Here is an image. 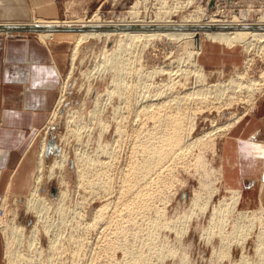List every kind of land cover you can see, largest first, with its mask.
I'll use <instances>...</instances> for the list:
<instances>
[{"label":"rangeland","instance_id":"obj_1","mask_svg":"<svg viewBox=\"0 0 264 264\" xmlns=\"http://www.w3.org/2000/svg\"><path fill=\"white\" fill-rule=\"evenodd\" d=\"M116 1L117 3L115 0H102L100 2L94 1L88 4V1L82 0L68 7L67 17L64 20H83L88 22L92 18H99L100 20L117 19L129 10L136 0ZM158 1L162 2L163 0H147L146 4H140L139 8L142 13L146 11L147 14L151 15L158 10ZM198 1L202 7L206 8L208 16L211 15L212 12L219 10V16L231 18L235 15H242L245 20H256L261 16V12L264 13V0H215L213 6H210L213 0ZM139 2L142 3L143 0H139ZM164 2L167 6H171V4L177 1L164 0ZM179 2V5H181L184 0H179ZM190 10L191 7L184 11L189 12ZM95 14L96 16H94ZM77 37L78 34H71L69 37L62 36L63 41L57 43L60 45L59 48L62 50L61 53L65 58L64 69L60 80V89L57 96V101L61 100L62 97V102L56 104L54 109H52L51 114L53 112H56V114H52L48 126L41 132L38 140L40 142L38 160L41 142L45 139V164L50 165L61 155H66L67 162L61 168L56 167L53 171L46 169L45 179L42 184H40V191L46 196V199L45 204L41 203L44 206L40 213H36L35 210L26 207L25 202L28 197L19 199L18 197L5 198L1 205V207H5L6 205V213L4 216L0 207V216H3L2 218L0 217L1 219H4L8 214L7 223L10 222L14 211L17 210L18 223L27 228V231H30L34 225H38V241H41V243L37 244L35 238H30L29 240L32 242L30 244L29 240L21 239L23 236L13 234L7 240L9 257L7 256L6 258L5 234L7 238L10 236V233L6 227L4 232L0 224V238L2 243L1 264H13V262H17L18 264H106L108 260L110 261L111 259L112 262L108 264H113V262L114 264H132V262L133 264L135 262L137 264H146L147 262H149V264H151V262L152 264L153 262L156 264H264V183H254L255 186H252V182H247L244 183L245 189H242L241 187H233L234 181H228L224 178V175L221 177V172L223 170L225 173L231 172L232 170L230 168L229 171L228 168L223 167L221 163V142L228 137V131L219 130L220 127L226 124L230 116L243 113H246L247 116L251 115L257 104L259 105L260 101L264 99V43L253 42L251 44L224 46L204 39L202 35V49L196 57L194 54L190 56V52L198 51L194 42L177 45L167 41H154L151 43L148 42L147 44L139 42L133 47L132 52L128 54L125 50L121 51L120 49L112 53L114 44H107L105 46V41L93 39L85 41V43L82 44L77 60H74L73 51L75 52ZM140 52H142V55H140ZM122 67H124L123 72L121 71ZM127 67L129 69H127ZM122 74L123 76L120 79V84L117 87L114 76L117 77ZM240 85L249 86V88L253 87V90L241 88ZM115 89L119 90V92H113ZM234 89L236 92H233ZM220 90L224 91L223 95L222 93L218 94ZM119 94H122L123 98H121L122 95ZM152 94L158 96L160 94V100L158 99L157 101H161V103L164 101L165 103H163L166 106L159 103L162 105L159 108V112H163V120H161L162 116L160 114L161 123L159 127H154V121L149 118L147 119L146 114L144 115L145 117H142V111L144 113L151 112L149 109L144 110L143 106L147 96H152ZM231 94H235V96L233 95L234 98H231ZM158 96L156 98H158ZM230 99L232 101H230ZM227 100L230 103H228ZM180 103L182 106L179 105ZM186 107L188 109H186ZM184 109L186 113H184ZM176 110L181 111L177 113L178 111L176 112ZM171 112L173 113L172 115ZM174 113L177 117L183 115L180 117L181 119H184L186 115V121L183 120L184 122H181L182 120L178 117L176 122L173 117V115L175 116ZM166 115L169 116V120L166 118ZM171 117H173L175 123H183L177 124V126L183 125L186 129H180V132L181 130L184 131L178 133L179 136L182 135V139L185 136L184 141H181V137L179 139V136H177L181 141L180 145L183 142L182 146L179 145L180 147L178 146L176 151L171 149V155H169L168 158H164V160L166 159L165 161L160 160L162 162H160V165H164L159 166L162 167V170L157 167L155 170L152 169L151 173L148 172V176L147 174L145 175L147 178L149 177L148 180H151L150 178H152V180L148 182L146 178L144 182H141L143 183L141 184L143 186L142 188H145V191L147 190L144 192L146 194V199L144 197L142 199L143 201L141 200L143 203L136 202L140 199L135 200L130 197L129 199L125 197L126 199L124 201L117 202V195L122 190V183L120 182H123L127 177L123 175L126 173L130 175L129 173L131 172V165L133 163L130 162L133 160L135 162L134 164H136L139 161L142 162L144 159L145 155L143 156L144 153L141 149L143 146L141 145L140 147L138 143H141V141L143 142V138L148 137L150 134L152 135V133L156 136L157 134L160 135V138L163 137L164 140L166 139V135L167 138H169L171 136L170 133L174 130H170V126L173 128L176 125L172 124ZM164 120L166 122L169 121L167 123H171L165 127L166 122L164 123ZM143 121L150 124L147 125ZM142 122L145 125H143ZM118 123L121 124L120 128H124L125 130V132H121L124 136L120 135L121 133L118 135V132H116L119 128V126L117 128ZM213 123H215V125ZM141 124L145 129L141 127ZM162 124L164 128L163 126L161 127ZM141 128L142 130H140ZM166 128L169 132L166 130L162 131ZM148 130L150 132L152 130L154 131L149 133ZM158 131L167 133H163V136H161V132ZM143 132L146 133L144 134ZM137 133L142 135L140 136ZM137 135L140 136V138ZM136 137L137 139L139 138L137 141ZM133 140L137 144H135ZM144 142H146V140ZM144 142L142 144H144ZM163 143H165V141ZM132 144L134 148L131 147ZM102 145L103 147L104 145L108 146L107 148L105 147L106 150L103 152L102 149L99 150ZM166 148L167 147H165V149ZM134 149L140 152L136 153L137 151ZM166 151L168 152V150ZM131 152L133 153V157L132 155L129 156L132 154ZM172 152L175 155H172ZM178 152V156L180 157L175 158ZM185 152L189 154L187 155ZM134 153L137 154L138 157L136 155L134 156ZM180 153H184L183 155L187 156H181ZM260 155L262 157V154L255 155L257 161H259ZM80 157L82 159L85 158L90 166L89 170L85 169L86 172L88 171V177L86 174V178L83 177L82 179L78 173L80 171L79 167L83 161L86 160L84 159L81 161ZM173 157L176 161L173 159L170 162L169 159ZM167 159L169 161H167ZM106 160L111 166L110 168H112V164H114L112 170L110 169L113 173L109 170V166L104 167L107 170L104 174L110 173L109 175L112 177V179H110L111 177L109 175H104L107 177L109 176V182L112 180V186H110L112 193H109V195L104 192L106 190H103L105 186H108L106 184L103 186V183H108V179L107 177H105V179L102 174V176H100L102 177V179L100 178L102 180V186L98 185L102 187V189L97 185H95V187L92 185L94 184L92 182H96L95 180L99 179L98 175L100 173L98 174L97 171L99 167L100 169L102 168L100 165L101 162H106ZM248 166L247 163L246 171H248ZM84 168L86 167L83 164L82 169ZM171 168H173V171H170ZM260 168L261 165L257 164L255 175H257ZM126 170H128V172ZM37 171L38 161L36 173ZM125 171L126 173H122V175L121 172ZM160 172L163 173L161 174ZM155 173L159 174L156 176ZM165 173L168 174L164 176ZM90 174L92 177L96 174L94 176L96 178L93 177V179L89 176ZM150 174L155 176L150 177ZM120 176H122V179H120ZM171 176L174 177L172 178ZM123 177L125 178L123 179ZM167 177L171 181V184H173H170L171 188L168 187L170 181L166 180ZM153 178L155 179L154 183L157 186L159 184L158 187L152 182L154 180ZM85 179L93 181L87 182ZM103 180H105V182ZM156 181L158 182L156 183ZM161 182L167 186L165 185L163 187V183ZM89 183L92 184L90 185ZM88 184L90 186H88ZM34 185L35 178L33 187ZM149 185H152L150 186L152 190L148 188ZM155 187L160 190L157 192L160 193L163 191L160 194L156 193L158 194V199H155L156 197L153 193ZM160 187L165 190H161ZM106 188L109 189V186ZM115 189L119 192H116ZM102 190L103 192H100ZM144 190H142V192ZM148 191L152 193L155 203L150 199L152 196L148 198V195H151V193H147ZM62 193H64L63 197ZM112 194H114V197ZM195 194L198 195V203L196 205L192 202V197H194ZM234 194H236L235 197H233ZM102 195L105 196L103 197ZM107 195L110 198V202H112L110 203L111 209L109 208L106 213L109 216L106 215L107 219L105 218L104 221L100 219L99 221L101 223L98 221L99 224H97L96 221L95 224L93 223L95 221V212L108 202L107 200L109 198H106ZM241 195L244 197L249 196L250 199H237V197ZM133 200H135V202H132ZM146 200L148 203L150 200L152 201L151 209L150 205L149 207L147 206ZM123 202L125 205L127 204L126 208L128 210L130 208L131 210H129V212H133V214L136 208L138 209V214L139 211H141L140 209H145V211L142 215L141 211L140 216H136L138 215L136 212L134 214L135 216H132V213L127 215L128 212L125 206H123ZM119 203H121V205ZM138 203H140V206L142 205L140 208ZM115 204L122 206V208L117 205L115 206ZM131 204L137 205V207L135 208L134 205L131 206ZM143 205H146L149 209L144 208L146 206ZM38 206H40V204H38ZM112 207L115 208V212L118 211L120 213L121 211V216L118 215L119 213H115L114 209L112 211ZM114 213L118 218H115ZM146 213L150 215L143 216L146 215ZM112 214L114 217H112ZM123 215L128 218L125 216L123 217ZM187 216L191 217L190 220H187ZM109 218L111 219V223L108 220ZM134 218L136 221L133 220ZM144 218L147 220H144ZM122 219L124 220V225L121 224ZM105 221L111 224H107L108 227L110 226L109 228L104 226L106 225ZM118 221H121V223ZM134 223L138 225L134 226ZM149 223L150 225H156L155 233L150 232L149 234V230L151 231L148 226ZM100 225H102V227ZM117 225L120 227L118 228ZM114 226H116L119 231ZM123 226L125 228L127 227V232L125 230L121 231L122 228L125 229ZM103 227H107L106 229L108 232L112 228L113 231L115 229L114 232L116 234L114 233V235L111 231L109 234ZM138 228H140V231L137 230ZM103 231L105 233H103V236L105 237L102 236ZM123 231H125V233ZM121 232L126 235L123 234V237ZM135 233L139 234L136 235ZM111 234L112 237L109 236ZM108 237L111 240L107 239ZM148 238L150 240H155L156 246L160 247L159 257L154 255L158 251L156 246L153 248L154 250H152L154 252L150 253V241ZM133 239L135 241L134 243ZM52 240L56 242L57 247L55 251L56 254H53L54 257L51 255L53 251L49 248ZM97 241L98 245L101 244V246L97 245ZM115 241L116 243L114 244ZM118 241L120 243L122 241L125 244H120ZM105 242H107V245L105 244L106 246L104 245ZM118 244L120 246H118ZM81 245H83V247ZM84 245L86 247H84ZM130 245H132V247ZM110 246H114L112 250H115L114 252L116 253L111 250ZM101 247L102 250L100 251ZM126 248L127 253L123 255V253H125L123 249ZM129 248L132 255L129 254L131 253ZM134 248L140 251L137 249L135 251ZM103 249L105 250L103 251ZM108 249L109 252H107ZM99 252L100 254H97ZM133 252H135V254L139 252V255L137 254L139 257ZM75 253L77 258L75 257ZM147 253H149L148 256ZM109 254L112 257H106ZM97 255L100 258H98ZM126 255L130 263L127 262L125 258ZM96 257L97 260L100 259V262H95ZM135 258H138V260H135ZM114 260L117 262L115 263ZM145 260L147 261L144 262Z\"/></svg>","mask_w":264,"mask_h":264},{"label":"bare ground","instance_id":"obj_2","mask_svg":"<svg viewBox=\"0 0 264 264\" xmlns=\"http://www.w3.org/2000/svg\"><path fill=\"white\" fill-rule=\"evenodd\" d=\"M146 1L147 0H143V2L142 3H140L139 2V0H136L135 1V3L130 7V9L128 10V11H126L124 14H123V16H121V17H119V18H117V19H106V20H100L99 18H92V19H90L88 22H85V21H83V20H74V21H65V20H63V21H51V22H48V21H43V20H35V21H33V22H26V23H10V22H3V23H0V25H13V24H22V25H25V24H33V25H51V26H80V27H82V26H111V25H128V26H132V25H135V26H175V27H187V26H197V25H253V24H258V25H264V13L263 12H261V16L258 18V19H254V20H245V19H243V17H242V15L241 16H233V17H231V18H228V17H226V16H219L218 15V11L219 10H217V11H214V12H212V14L211 15H209L208 16V14H207V12H206V8H204V7H202L201 6V4L199 3V1L198 0H184V2L183 3H181V5H179V0H173V1H177V2H174L173 4H171V6H167L166 5V3L164 2V0L162 1V2H160V1H158V7H157V11H155L153 14H147L146 13V11L144 12V13H142L141 12V9L139 8V5L140 4H146ZM115 2L117 3V1L115 0ZM214 2V4H215V0H213L212 2H211V4ZM178 4V5H177ZM213 4V5H214ZM191 7V10L189 11V12H185L184 10H186L187 8H190ZM250 13V12H249ZM94 16H96V14L94 15ZM0 34H7V35H10V34H37L40 38H42L43 40H46V41H48V40H53V39H58V40H62L63 38H62V36H64V37H69V36H71V34H78V37H77V40H76V48H75V52L73 51V59L74 60H77V56H78V54H79V51L81 50V46H82V44L83 43H85V41H90V40H93V39H101V40H103V42L104 43H106L105 44V46L107 45V44H114L113 46H114V48H113V50H112V53H114V52H116L118 49H120L121 51H123V50H125L128 54L130 53V52H132V50H133V47L134 46H136L139 42H143L144 44H147L148 42H154V41H167V42H173L175 45H177V44H182V43H188V42H194V45L196 46V48H197V50L198 51H196V52H190V56H192L193 54L197 57V55L199 54V52H200V50L202 49V35L204 36V39H207V40H210L211 42H213V43H218V44H221V45H224V46H234V45H237V44H251V43H253V42H259V43H264V31H256V30H253V31H247V30H236V31H202V32H196V31H192V30H187V29H175V30H169V29H165V30H148V31H143V30H134V31H86V32H84V31H82V32H26V33H0ZM258 43V44H259ZM183 44V45H184ZM264 45V44H263ZM264 48V47H263ZM109 51V50H108ZM142 51H144V50H142ZM142 52H140V55H142L141 54ZM120 61V60H119ZM196 65H197V63H195ZM197 66H199V65H197ZM201 67V66H200ZM127 69H129L128 67H127ZM126 69V70H127ZM121 71L123 72L124 71V67H122V69H121ZM123 76V74L122 75H119V76H114V81L115 82H117V84H116V86L118 87L119 86V84H120V79H121V77ZM118 80H119V83H118ZM257 85V84H256ZM117 87H116V89H117ZM229 87H230V85H229ZM240 87L241 88H247V89H251V90H253V87H250L249 88V86H244V85H240ZM114 90L113 92H119V90ZM240 91V90H239ZM112 92V91H111ZM223 90H220L219 92H218V94H221L222 93V95H223ZM233 92H236L235 91V89L233 90ZM119 95H122V94H119ZM153 95H155V94H152V96H150L149 95V97L147 96V98H146V101H145V104H144V106L143 105H141V106H143L144 107V110L145 109H149V110H151V112L149 113H144L143 111H142V109H141V111H142V117H145L144 115L146 114L147 115V119L149 118L150 120H152V121H154L153 122V124L155 123V125H154V127L156 126V127H159L160 126V123H161V120H163L162 118H163V116H162V113L163 112H159V108L162 106V105H164V103L162 102L161 103V101L159 102V101H157L158 99L160 100V98H159V96H160V94H159V96L158 95H155V96H153ZM232 96H231V98L233 97V95L235 96V94H231ZM158 96V98H156ZM228 97H230V96H228ZM121 98H123V95H122V97ZM234 98V97H233ZM164 99V98H163ZM229 99V98H228ZM236 99V98H235ZM230 101H232L231 99H230ZM62 102V97H61V100H58L57 101V103L56 104H60ZM227 102H228V100H227ZM159 103H161V104H159ZM167 103V102H166ZM228 103H230V102H228ZM233 103V102H232ZM170 105V104H169ZM180 106H182L181 105V103L179 104ZM165 106V105H164ZM178 106V105H177ZM185 106V105H184ZM184 106H183V108H184ZM231 106V105H230ZM166 107V106H165ZM170 107H171V105H170ZM169 107V108H170ZM173 107V106H172ZM175 107V106H174ZM221 107H222V105H221ZM138 108H139V106H138ZM162 108H164V107H162ZM161 108V109H162ZM176 108V107H175ZM182 108V109H183ZM223 108V107H222ZM167 109H168V107H167ZM167 109H165V110H167ZM173 109V108H172ZM171 109V110H172ZM180 109H181V107H180ZM186 109H188L187 107H186ZM116 110V109H115ZM164 110V109H163ZM169 110V109H168ZM179 110V109H178ZM178 110H176V112L178 111ZM118 111V110H117ZM140 111V112H141ZM174 111V110H173ZM181 111V110H180ZM180 111H178L177 113H179ZM184 111V113H186L185 112V109L183 110ZM183 111H182V113H183ZM138 112H139V109H138ZM159 112V113H158ZM165 112H168V111H165ZM164 112V113H165ZM144 113V114H143ZM158 113V114H157ZM170 113V112H169ZM182 113H181V115H182ZM183 113V114H184ZM52 114H56V112H53ZM139 114H141V113H139ZM160 114H161V116H160ZM166 114H168V113H166ZM173 113L171 112V115H172ZM175 114V113H174ZM187 114H188V112H187ZM165 115V114H164ZM169 115V114H168ZM170 115V116H171ZM178 115V114H177ZM167 116V115H166ZM165 116V117H166ZM175 116H176V114H175ZM175 116L173 115V117H174V119L176 120V122H177V118L179 117H177L176 116V118H175ZM183 116V115H182ZM182 116H180V117H182ZM51 117H52V115H51ZM141 117V118H142ZM160 117H161V120H160ZM169 116H167L166 118H168ZM173 117H171L172 118V121L171 122H173L172 124L174 125V124H176L173 128H172V126H170L171 128H170V130L171 129H174L173 130V132L172 133H170L171 134V136L169 137V138H167V135H166V139L164 140L163 139V137H161L162 138V140H161V138H160V135H158L157 133L158 132H161V131H158L156 134H157V136L154 134V133H152V131H154V130H152L151 132L148 130V132L149 133H152V135L150 134L149 136H148V132H147V136L148 137H146V138H143V142L146 140V142H144V144H142L143 142L141 141V143H138V144H140L139 146L141 147V145L143 146L141 149H142V151H143V156H144V159H143V161L142 162H137V160H136V164H134L135 162L132 160V162H130V163H133L131 166V172L129 173L130 175H128V173H126V171L128 172V170H126L125 172H121V174L122 173H126L125 175H123V176H127L126 177V179H124L125 177H123V182H120V183H122L121 185H122V190L119 192L118 190H116V192H119V194L117 195L118 196V201L117 202H122V201H124L126 198L125 197H127V199H129V197L130 198H133V199H135V200H137V199H140L139 201H136V202H141V200L146 196V194L144 193V192H146L142 187V185L141 184H143V183H141V182H144V180L147 178L145 175L147 174V176H148V174L149 173H151V171H152V169H154L155 170V168L157 169V167H159V166H164L163 164H161L160 165V162L162 161V160H164V158H168L169 157V155H171V149L173 150V151H176V148L180 145V142L183 140L184 141V137H183V139H182V135L181 136H179L178 135V133H181L182 131H184V130H186L185 128H184V126L182 125H178L177 126V124H180L181 122H184L183 120H185L186 119V115H185V118L184 119H181L180 117H179V119H181L182 121L180 122V123H175V120L173 119ZM246 117H247V114L246 113H243V114H236V115H233V116H230L228 119H227V121H226V124H224L222 127H220V131H228V133H227V135H230V134H234L235 132H237V133H243L244 131H245V129H244V126H242V125H244L245 123V119H246ZM166 118H165V120H166ZM154 119V120H153ZM170 118H168V120H169ZM145 120V119H144ZM164 120V123L166 122ZM142 121V120H141ZM180 121V120H179ZM178 121V122H179ZM186 121V120H185ZM244 121V122H243ZM144 123H146L145 121H143ZM142 122V124L143 125H145L144 123ZM167 122H169V121H167ZM166 122V124H165V127H166V125H168V124H170V123H167ZM148 123V122H147ZM146 123V124H147ZM142 124H141V127H143V129H145L144 128V126H142ZM150 124V123H149ZM149 124H147V125H149ZM152 124V125H153ZM181 124H183V123H181ZM184 124H186V123H184ZM214 125H215V123H213ZM123 125V124H122ZM151 125V126H152ZM219 125V124H218ZM221 125V124H220ZM118 126H119V128H118ZM120 126H121V124H117V130H116V132H118L117 134L119 135V133H121V132H125V130H124V128L123 129H121L120 128ZM124 126V125H123ZM122 126V127H123ZM163 126V124L161 125V127ZM152 128V127H151ZM163 128H164V126H163ZM168 128V127H167ZM167 128L166 129H163L162 131H168L169 132V130H167ZM184 128V130H181V132H180V129H183ZM215 128V127H214ZM153 129V128H152ZM156 129H158V128H156ZM155 129V130H156ZM213 129V128H212ZM122 130H124V131H122ZM140 130H142V128L140 129ZM147 130V129H146ZM159 130V129H158ZM139 131V130H138ZM137 131V132H138ZM145 131V130H144ZM247 132V131H246ZM245 132V133H246ZM144 134L146 133V132H143ZM164 133V132H163ZM163 133L161 132V136H163ZM165 133H167V132H165ZM164 133V134H165ZM244 133V134H245ZM138 135H140L139 133H137ZM209 134V133H208ZM120 135H123L122 133L120 134ZM137 135V136H138ZM142 135V134H141ZM140 135V136H141ZM124 136V135H123ZM134 136H135V133H134ZM140 136H138L139 138H140ZM169 136V135H168ZM177 136H179V139H180V137H181V141L178 139V137ZM187 136V135H186ZM210 136V135H209ZM144 137H145V135H144ZM133 138V137H132ZM135 138V137H134ZM138 138V139H139ZM165 138V137H164ZM137 139V137H136V141L138 140ZM165 141V143H163L164 141ZM134 141V140H133ZM139 141V142H140ZM226 142H229L228 140L226 141ZM42 144H41V148H40V152H39V160H38V171H37V173H35V185H34V187H33V189L31 190V192H30V194H29V197L27 198V200H26V202H25V205H26V207L27 208H29V209H33V210H35L36 211V213H40L41 212V209L43 208V204H45V199H46V196L40 191V184H42V182H43V180L45 179V172H46V169H49V171H53L56 167H62V166H64L65 164H66V162H67V157H66V155L65 156H63V155H61V156H59L58 158H56L50 165L49 164H45V157H44V150H46L45 149V147H46V142H45V139H43V142H41ZM134 143H135V141H134ZM135 144H137V143H135ZM135 144H134V146H135ZM182 144H183V142H182ZM182 144L180 145V146H182ZM184 145H185V142H184ZM138 146V147H139ZM179 146V147H180ZM100 147V146H99ZM105 147L107 148L108 146H105L104 145V147H103V145H102V147H100V149L99 150H101L102 149V152L103 151H105L106 149H105ZM131 147H133V144H132V146ZM136 148H137V146H135ZM165 147H167L166 149H165ZM171 147V148H170ZM230 147V146H229ZM134 148V147H133ZM182 148V147H181ZM184 148V147H183ZM138 149V148H137ZM187 149V148H186ZM185 149V150H186ZM134 150H136V149H134ZM166 150H168V152L166 151ZM178 150V149H177ZM184 150V149H183ZM261 150H262V148H261V146L260 145H256V144H249V143H246L245 142V144L243 145V151L245 152V154L247 155V154H249V153H251V154H261ZM137 151V150H136ZM135 151V152H136ZM141 151V152H142ZM132 152H133V150H132ZM131 152V153H132ZM138 152H140V151H137L136 153H138ZM180 152H181V149H180ZM182 152H184V151H182ZM201 152V151H200ZM140 154V153H139ZM138 154V155H139ZM177 154V153H176ZM181 154V153H180ZM184 154V153H183ZM183 154H181V156H187L188 154L185 152V154H187V155H183ZM264 154V153H263ZM262 154V155H263ZM132 155V157H133V153L132 154H130L129 156H131ZM137 156V154H135L134 153V156ZM172 155H175V154H173V152H172ZM179 155V152H178V154H177V157H175V158H178V157H180V156H178ZM109 156V155H108ZM107 156V157H108ZM111 157V156H110ZM109 157V158H110ZM131 157V158H132ZM138 157V156H137ZM137 157H134V158H137ZM141 157H142V155H141ZM170 157H172V156H170ZM170 158L169 160H170V162L174 159L175 160V158ZM229 157V156H228ZM103 158V157H102ZM139 158H140V156H139ZM143 158V157H142ZM160 158H162V159H160ZM80 159H81V161L82 160H84V159H82L81 157H80ZM86 160V159H85ZM102 160V159H101ZM100 160V161H101ZM139 160V159H138ZM142 160V159H141ZM161 160V161H160ZM166 160V159H165ZM164 160V161H165ZM168 159H167V161H169ZM252 160L254 161L252 164H250V163H248V171H246V172H250V173H255L256 172V167H257V160L255 159V158H252ZM78 161V160H77ZM176 161V160H175ZM179 161H180V159H179ZM178 161V162H179ZM79 162V161H78ZM108 161L106 160V162H101V164H100V162H99V164L101 165V169H100V167H99V169H98V171H97V173L99 174H97L98 176H99V179H97V180H95L96 182H92V183H94V184H92L94 187H95V185H101L102 186V177H100V176H104V175H109L110 173H108V174H104V172H106L107 170L104 168V167H107V166H109V170L111 169L112 170V168H113V165L114 164H112V168H110L111 166L107 163ZM174 162V161H173ZM80 163V162H79ZM97 163V162H96ZM110 163V162H109ZM162 163V162H161ZM165 164H166V162H164ZM84 164V166L86 167V168H84V169H82V165ZM99 164H97V165H99ZM104 164H107V165H104ZM111 164V163H110ZM201 164V163H200ZM247 163H245V165H246ZM49 165V166H48ZM97 165H96V167H97ZM167 165V164H166ZM165 165V166H166ZM170 165H171V163H170ZM175 165V164H174ZM177 165V164H176ZM167 166H169V165H167ZM202 166H203V164H202ZM95 167V166H94ZM171 167V166H170ZM170 167H168V168H170ZM172 167H174V166H172ZM260 167V166H259ZM80 171L78 172L79 173V176H80V178L82 179L83 177L84 178H86L85 177V175L87 174V172H86V170H89L90 169V166H89V163L87 162V160L86 161H83V163L80 165ZM91 168H93V167H91ZM161 168V170H162V167H159V169ZM165 168V167H164ZM163 168V169H164ZM86 169V170H85ZM97 169V168H96ZM166 169H167V167H166ZM172 169V170H171ZM170 169V171H173V168H171ZM110 170V171H111ZM229 171H230V168L228 169ZM91 171V170H90ZM94 171H96V170H94ZM114 171V170H113ZM160 171V170H159ZM165 171V170H164ZM163 171V172H164ZM168 171V170H167ZM149 172V173H148ZM153 172H155V171H153ZM162 172V173H163ZM94 173V172H93ZM92 173V174H93ZM111 173H113L112 171H111ZM156 173H157V170H156ZM155 173V175L157 176L158 174H156ZM161 173V172H160ZM161 173V174H162ZM102 174V175H101ZM154 174V173H153ZM166 174H168V173H165V175L164 176H166ZM169 174H170V172H169ZM96 175V174H95ZM94 175V176H95ZM154 175V176H155ZM222 175H224V178H226V173H225V171L223 170L222 172H221V177H222ZM87 177H88V174L86 175ZM89 176H91V174L89 175ZM93 176V177H94ZM98 176H97V178H98ZM110 176V175H109ZM109 176L107 177V176H104V178L105 177H107V179H108V183H110V184H108V183H103V186L106 184V185H108L109 186V189H110V192H109V189H107L106 187H108V186H105V189L103 188V190H106V191H104L106 194H108L109 195V193H112V190H111V187L110 186H112L111 184V182H112V180H111V182H109L110 180H109ZM150 177L151 176H153V175H149ZM153 176V177H154ZM170 176V175H169ZM92 177V176H91ZM92 177V178H93ZM111 177V176H110ZM121 177V178H120ZM119 178L120 179H122V176H120ZM145 177V178H144ZM159 177H160V175H159ZM172 178L174 177V176H171ZM94 178H96V177H94ZM93 178V179H94ZM101 178V179H100ZM149 178V177H148ZM148 178H147V181L148 182H150L151 180H152V178H150L151 180H148ZM106 179V178H105ZM110 179H112V177L110 178ZM119 179V180H120ZM154 179V178H153ZM157 179H158V181H159V178L157 177ZM156 179V180H157ZM165 179V178H164ZM171 179V178H170ZM86 180V179H85ZM118 180V181H119ZM166 180L167 181H170L169 179H168V177L166 178ZM165 180V181H166ZM87 182L88 181H93V180H86ZM104 182H105V180H103ZM154 181H155V179L152 181L153 183H154ZM158 181H156V183L158 182ZM161 181V180H160ZM163 181V180H162ZM164 181V182H165ZM107 182V181H106ZM148 182H147V184H148ZM151 182V183H152ZM84 183V182H83ZM161 183H163V182H161ZM165 183H167V182H165ZM85 184V183H84ZM90 184V183H89ZM88 184V186H90ZM150 184V183H149ZM155 184V183H154ZM170 184H171V181H170V183H169V185H168V187H170ZM120 185V184H119ZM153 185V184H152ZM152 185H149L148 186V188L150 189V186H152ZM166 184H164L163 183V187L165 186ZM171 185H173V184H171ZM86 186V185H85ZM92 186V187H93ZM124 186V187H123ZM154 186V185H153ZM155 186H157L156 184H155ZM158 186H159V184H158ZM157 186V187H158ZM160 186H161V184H160ZM167 186V185H166ZM262 186V185H261ZM98 187H100V186H98ZM98 187H97V189H98ZM144 187H145V185H144ZM162 187V186H161ZM161 187H160V189H161ZM173 187V186H172ZM90 188V187H89ZM101 189H102V187H100ZM120 188V187H119ZM146 188H147V185H146ZM171 188V187H170ZM114 189V188H113ZM163 189V188H162ZM161 189V190H162ZM169 189V188H168ZM167 189V190H168ZM103 190L102 191H100V192H103ZM142 190H144L143 192H142ZM150 190H152V189H150ZM154 191H153V193H154V196L156 197L155 199H158V194H156V193H159V192H157V191H160V190H158V188H156L155 187V189H153ZM163 190H165V189H163ZM91 191H92V189H91ZM99 191V190H98ZM98 191H96V192H98ZM107 191H108V193H107ZM161 192H163V191H161ZM160 192V193H161ZM167 192H169V191H167ZM234 192H237V191H234ZM114 193V192H113ZM148 194H150L149 193V191L147 192ZM159 193V194H160ZM63 194L64 193H62V197H63ZM92 194V193H91ZM96 194V193H95ZM98 194V193H97ZM104 194V193H103ZM156 194V195H155ZM163 194V193H162ZM100 195H101V193H100ZM108 195L106 196V198H109L108 197ZM114 194H112V196H113ZM116 195V194H115ZM165 195V194H164ZM235 195L236 194H234L233 195V197H235ZM96 196V195H95ZM103 196V195H102ZM105 196V195H104ZM103 196V197H104ZM149 196H152V193H151V195H148V198H150ZM184 196V195H183ZM114 197V196H113ZM116 197V196H115ZM105 198V199H106ZM153 196H152V198H150L152 201H153ZM161 198V197H160ZM238 198H243V199H245V200H247V199H250V197L248 196V197H244V196H239V197H237V199ZM145 199H146V197H145ZM155 199H154V201H153V203H155ZM131 200V199H130ZM135 200H133L132 202H135ZM147 200H149V199H147ZM146 200V201H147ZM149 201V203H148V201H147V203L146 204H148L147 206L149 207V205H150V209H151V203H152V201ZM108 202H106V204L105 205H102L100 208H98L99 210H97L95 213V221L93 222V223H95L96 224V221H97V224H99L98 223V221L101 219V220H105V218L107 219V216H109V215H107L106 213L108 212V210H109V208L111 207L110 205V203H112V202H110V198L107 200ZM143 201V200H142ZM145 201V202H146ZM156 201H158V200H156ZM104 202V201H103ZM192 202H193V204L194 205H196L197 203H198V195L197 194H195L194 195V197H192ZM7 203V202H6ZM41 203H43V204H41ZM114 203V202H113ZM124 203V202H123ZM141 203H143V202H141ZM38 204H40V206H38ZM120 205H121V203H119ZM117 204H115V206H116ZM127 205V204H126ZM126 205H125V203H124V205L123 206H125V208H126ZM129 205V204H128ZM132 205H134V204H131V206ZM156 205V204H155ZM154 205V206H155ZM114 206V207H115ZM118 207H121L122 208V206H119V205H117ZM138 206H139V208L142 206H140V203H138ZM143 206H146V205H143ZM144 207V208H146V209H149L148 207ZM117 207V208H118ZM128 207V206H127ZM134 207L136 208L137 207V205L135 206L134 205ZM156 207V206H155ZM116 208V207H115ZM115 208H113L112 207V211H113V209H114V212H115ZM129 208V207H128ZM134 208V209H135ZM143 208V207H142ZM154 208V207H153ZM111 209V208H110ZM1 210H2V212L4 213L3 214V216L5 215V213H6V205H5V207H1ZM118 210V209H117ZM122 210V209H121ZM124 210V209H123ZM126 210H127V212H128V214L127 215H129V213H132L133 214V212H129V210H131L130 208H129V210L126 208ZM141 211H139V214L137 213V211H138V209L136 208V213L138 214V215H136V216H140V212H141V215H142V213H144V211H145V209L144 210H142V209H140ZM120 211V210H119ZM133 211V210H132ZM124 212V211H123ZM135 212H134V214H135ZM147 212V211H146ZM113 213V212H112ZM115 213H119L118 211L117 212H115ZM115 213H114V215H115ZM121 214V211H120V213L118 214V215H120ZM132 215V216H135V215ZM107 215V216H106ZM111 215V214H110ZM126 215V214H125ZM125 215H123V217L125 216ZM147 215H150V214H147L146 213V215H143V216H147ZM3 216H0L1 218L3 217ZM17 216H18V212H17V210L16 211H14V214H13V217L11 218V216H10V222L9 223H7V218H8V214L6 215V217L4 218V219H1L0 220V224H1V226H2V230H4V232H5V227L8 229V232L10 233L9 235L10 236H8L7 238H6V234H5V241H6V250H5V257L7 258V256L9 257V252L7 251V245H8V242H7V240L9 239V237H11V235H13V234H17V235H19V236H23V238H21V239H26V240H29L30 238H32V239H34L35 238V241H36V243L37 244H40L41 243V241H38V235H39V229H38V225H34L33 226V228L30 230V231H27V228H25L24 226H21L19 223H18V220H17ZM121 216V215H120ZM142 216V217H143ZM112 217H114L113 216V214H112ZM125 217H127V216H125ZM115 218H118V217H116V215H115ZM122 218V217H121ZM128 218V217H127ZM129 218H130V216H129ZM133 218V217H132ZM136 218V217H135ZM135 218L133 219L134 221H136L135 220ZM148 218V217H147ZM187 218V220H190V216H187L186 217ZM113 219V218H112ZM119 219H120V217H119ZM123 219H125V218H123ZM121 220L122 221V223H121V221L119 222V223H121L122 225H124L123 223V221L124 220ZM143 219V218H142ZM146 218H144V220H145ZM149 219H151V218H149ZM94 220V219H93ZM109 220V222L111 223V219L109 218L108 219ZM115 220V219H114ZM116 220H118V219H116ZM127 220V219H126ZM131 221H133L132 219H130ZM147 220V219H146ZM153 220V219H152ZM128 221V220H127ZM133 221V222H134ZM143 221V220H142ZM100 222V221H99ZM106 222V221H105ZM115 222V221H114ZM118 222H117V224H118ZM133 222H132V225H133ZM140 222V221H139ZM150 222V221H149ZM101 223V222H100ZM112 223H113V220H112ZM136 223V222H135ZM135 223H134V226H136V225H138V224H136L135 225ZM142 223V222H141ZM144 223V222H143ZM145 223H146V221H145ZM105 224V223H104ZM111 225V224H109L108 222H106V225H104V226H107L108 227V225ZM114 224V223H113ZM147 224V223H146ZM151 224H152V221H151ZM115 225H116V223H115ZM120 225V224H119ZM119 225H117L118 226V228L120 227ZM127 225V224H126ZM125 225V226H126ZM128 225H130V224H128ZM142 225V224H141ZM89 226H90V223H89ZM94 226V225H93ZM98 226V225H97ZM101 227H102V225H100ZM139 226H140V224H139ZM149 229H151V231L149 230V234H150V232L152 233H155L156 232V225L155 224H153V225H150V223H149ZM147 226V227H148ZM4 227V228H3ZM107 227H103L104 229H106ZM110 227V226H109ZM108 227V228H109ZM115 228H116V226H114ZM124 227V226H123ZM90 228V227H89ZM94 228V227H93ZM118 228H116L118 231H119V229ZM125 228V227H124ZM127 228V227H126ZM121 229V231L122 230H125L126 232H127V229ZM136 228V227H135ZM140 228H138L137 230H139ZM99 230V229H98ZM103 230V229H102ZM109 230V229H108ZM147 230V231H148ZM100 231H101V229H100ZM106 231H107V229H106ZM111 231V233H115L114 231H115V229H114V231H113V228L110 230ZM110 231L108 232L109 234H110ZM125 231H123L124 233H125ZM140 231V230H139ZM117 232V231H116ZM101 233V232H100ZM103 233H104V231L102 232V236H103ZM124 233H122L121 232V234H122V236H123V234ZM129 233V232H128ZM105 234V233H104ZM116 234V233H115ZM114 234V235H115ZM120 234V235H121ZM136 234V233H135ZM134 234V235H135ZM137 234H139V233H137ZM136 234V235H137ZM113 235V236H114ZM124 235H126V234H124ZM128 235V234H127ZM133 235V236H134ZM152 235V234H151ZM100 236V235H99ZM108 236V235H107ZM106 236V237H107ZM109 236H111L112 237V234L111 235H109ZM117 236H118V238H119V235L117 234ZM116 236V237H117ZM103 237H105V236H103ZM116 237H114V238H116ZM124 237V236H123ZM122 237V238H123ZM135 237H137V236H135ZM148 237H149V235H148ZM100 238H102V237H100ZM125 238H126V236H125ZM105 239V238H104ZM107 239H110L109 237L107 238ZM117 239V238H116ZM121 239V238H120ZM127 239V238H126ZM149 239V238H148ZM40 240V239H39ZM103 240V239H102ZM102 240H101V242H102ZM111 240V239H110ZM115 240V239H114ZM118 240V239H117ZM116 240V241H117ZM122 240V239H121ZM99 241V240H98ZM98 241H97V245H98ZM106 241V240H105ZM116 241L114 242V244L116 243ZM124 241V240H123ZM126 241V240H125ZM128 241V240H127ZM149 241H150V243H149V251H150V253L151 252H154V251H152V250H154L153 248H155V246H156V243H155V240H150L149 239ZM29 242H30V244L32 243L30 240H29ZM100 242V243H101ZM109 242V241H108ZM135 241H134V239H133V243H134ZM107 242H105L104 243V245L106 244ZM118 243H120L119 241H118ZM123 242L121 241V243L120 244H122ZM83 244V243H82ZM109 244V243H108ZM111 244V243H110ZM123 244H125V243H123ZM127 244V243H126ZM136 244V243H135ZM138 244V243H137ZM86 245V244H85ZM84 245V247H86ZM107 245V244H106ZM105 245V246H106ZM112 245H113V243H112ZM132 245H134V244H132ZM132 245H130L131 247H132ZM139 245V244H138ZM82 247H83V245H81ZM98 246H101V244L100 245H98ZM103 246V245H102ZM114 246H116V245H114ZM114 246H110L111 247V250L112 249H114V248H112V247H114ZM118 246H120L119 244H118ZM117 246V247H118ZM125 246H127V245H125ZM129 246V247H130ZM94 247V246H93ZM109 247V248H110ZM117 247H116V249H117ZM136 247H138V246H136ZM50 250L51 251H53V253L51 254L53 257H54V253H55V251H56V249H57V247H56V242L55 241H51V244H50ZM62 248V247H61ZM99 248V247H98ZM122 248H124V247H122ZM156 248H157V253H155L154 255H156V256H160V247H157L156 246ZM80 249V248H79ZM93 249H96V248H93ZM135 249V251H136V249L137 248H134ZM82 250H83V248H82ZM99 250V249H98ZM102 250V247H101V249H100V251ZM105 249H103V251H104ZM123 250H125V253H123V255H125L126 253H127V248L126 249H123ZM137 250H139V249H137ZM102 251V252H103ZM113 252L115 251V250H112ZM117 251V250H116ZM129 251L131 252V250H130V248H129ZM134 251V250H133ZM140 251V250H139ZM58 252V251H57ZM107 252H109V249H108V251ZM123 252V251H122ZM8 253V254H7ZM61 253H62V251H61ZM105 253H106V251H105ZM112 253V252H111ZM114 253H116V252H114ZM134 254H135V252H133ZM56 254V253H55ZM58 254H60V253H58ZM97 254H100V252L99 253H97ZM129 254H131L132 255V252L131 253H129ZM133 254V256L135 257V255H139V252H137L135 255ZM140 254H142V253H140ZM148 254L149 253H147V256H148ZM153 254V253H152ZM75 255H76V253H75ZM106 255V254H105ZM104 255V256H105ZM110 255V254H109ZM106 256V257H112L111 255L110 256ZM113 255H115V254H113ZM137 255V257H139ZM58 256V255H57ZM100 256V255H99ZM102 256V255H101ZM133 256H130V257H133ZM141 256H144V255H141ZM140 256V257H141ZM76 258H77V255L75 256ZM74 257V258H75ZM97 257H98V255H97ZM97 257H96V260H97ZM105 257V258H106ZM123 257V256H122ZM150 257V256H149ZM153 257V256H152ZM56 258V257H55ZM60 258V257H59ZM98 258H100V257H98ZM113 258H114V256H113ZM116 258V257H115ZM125 258L127 259V262H128V258H127V255L125 256ZM143 258V257H142ZM57 259H58V257H57ZM131 259H133V258H131ZM130 259V260H131ZM139 259H141V258H139ZM144 259H145V257H144ZM143 259V260H144ZM148 259V258H147ZM95 260V262H100V259H98L97 261ZM102 260V259H101ZM105 260V259H104ZM112 260V259H111ZM109 261L108 260V263L109 262H112V261ZM129 260V261H130ZM135 260H138V258H135ZM142 260V259H141ZM149 260V259H148ZM115 261V260H114ZM123 261H125V260H123ZM134 261V260H133ZM140 261V260H139ZM147 260H145L144 262H146ZM105 262V261H104ZM117 261H115V263H116ZM131 262H132V260H131ZM143 262V261H142ZM108 263H106V264H108ZM126 263V262H125ZM128 263H130V262H128ZM148 264H149V262H147ZM146 263V264H147ZM13 264H18L17 262H13ZM61 264H63V263H61ZM113 264H114V262H113ZM117 264V263H116ZM119 264V263H118ZM121 264V263H120ZM132 264H133V262H132ZM134 264H137L136 262L134 263ZM145 264V263H144ZM151 264H152V262H151ZM153 264H156V263H154L153 262Z\"/></svg>","mask_w":264,"mask_h":264},{"label":"crops","instance_id":"obj_3","mask_svg":"<svg viewBox=\"0 0 264 264\" xmlns=\"http://www.w3.org/2000/svg\"><path fill=\"white\" fill-rule=\"evenodd\" d=\"M80 1L0 0V23L62 21L68 7ZM62 41H46L36 34H0V207L5 198H27L33 189L39 135L56 106L64 69L57 44ZM244 121L245 131L228 135L220 147L222 166L232 170L226 179L242 189L247 182L264 183V99ZM245 142L262 148L257 175L246 172L245 163L252 164L256 154H245ZM1 247L0 238V264Z\"/></svg>","mask_w":264,"mask_h":264},{"label":"water","instance_id":"obj_4","mask_svg":"<svg viewBox=\"0 0 264 264\" xmlns=\"http://www.w3.org/2000/svg\"><path fill=\"white\" fill-rule=\"evenodd\" d=\"M214 2L210 4L213 6ZM175 30L187 29L196 32L202 31H264V25H197L187 27L175 26H128V25H111V26H51V25H33V24H13L0 25V33H26V32H86V31H134V30Z\"/></svg>","mask_w":264,"mask_h":264}]
</instances>
